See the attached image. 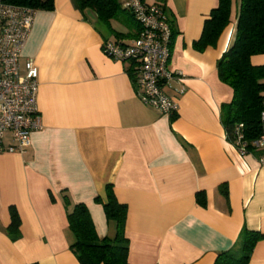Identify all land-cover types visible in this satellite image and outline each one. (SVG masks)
<instances>
[{
  "label": "crops",
  "instance_id": "1",
  "mask_svg": "<svg viewBox=\"0 0 264 264\" xmlns=\"http://www.w3.org/2000/svg\"><path fill=\"white\" fill-rule=\"evenodd\" d=\"M144 1L160 5L171 23L175 76L164 90L178 103L173 119L140 102L130 62L102 52L107 40L136 36L128 11L109 22L73 0L35 11L20 61L31 58L38 70L42 128L23 153L0 152V264H80L67 211L84 203L98 237H111L107 184L127 206L128 264H213L243 228L263 234L247 264H264V165L257 153H239L220 119L233 91L217 61L234 41L239 0L203 50L194 42L218 0ZM250 61L264 64V54ZM4 141L11 143L9 133ZM9 206L20 219L16 239L7 232Z\"/></svg>",
  "mask_w": 264,
  "mask_h": 264
},
{
  "label": "trees",
  "instance_id": "2",
  "mask_svg": "<svg viewBox=\"0 0 264 264\" xmlns=\"http://www.w3.org/2000/svg\"><path fill=\"white\" fill-rule=\"evenodd\" d=\"M1 1L28 6L35 11L54 9V0ZM73 3L81 12L85 9L94 11L103 22H109L126 10L120 0H73ZM231 4L232 0H218V5L203 22L200 37L194 42L196 49L203 50L215 45L230 21ZM255 54H264V0H239L234 41L219 57L217 72L219 79L233 91L232 99L220 106V119L226 137L234 143L236 126L242 124L241 132L248 142V151H252L249 143L261 133L260 112L264 98V64L251 63L250 57ZM128 71L130 73L131 69ZM174 117L172 115L171 119ZM221 191L226 194L225 187L221 186ZM105 194L103 210L107 220L114 225L111 237H98L84 203H76L67 211V224L73 235L69 248L80 264H128V240L124 233L127 206L116 199L111 184L106 185ZM63 201L68 207L66 195ZM196 201L205 205L203 192L196 194ZM8 210L10 223L7 232L12 239H16L19 235V215L14 206H9ZM262 236L258 231L243 228L235 244L230 249L219 252L213 264H247L255 244Z\"/></svg>",
  "mask_w": 264,
  "mask_h": 264
},
{
  "label": "built area",
  "instance_id": "3",
  "mask_svg": "<svg viewBox=\"0 0 264 264\" xmlns=\"http://www.w3.org/2000/svg\"><path fill=\"white\" fill-rule=\"evenodd\" d=\"M139 26L128 41L107 40L102 52L118 61L132 64L136 96L142 104L160 113L174 115L178 103L164 90L175 73L169 68L172 28L164 9L144 0H120ZM35 10L28 6L0 0V152L23 153L30 145V133L42 128L37 107L38 70L31 58L21 63L22 48L29 34ZM261 133L248 142L235 129L234 144L240 154L257 152L264 165V98L262 100ZM11 143H5L6 134Z\"/></svg>",
  "mask_w": 264,
  "mask_h": 264
}]
</instances>
